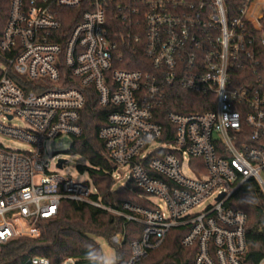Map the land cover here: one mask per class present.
I'll return each mask as SVG.
<instances>
[{
	"label": "built area",
	"instance_id": "2783aa9c",
	"mask_svg": "<svg viewBox=\"0 0 264 264\" xmlns=\"http://www.w3.org/2000/svg\"><path fill=\"white\" fill-rule=\"evenodd\" d=\"M7 4L5 11L0 0V137L32 148L0 139V250L16 238L37 239L40 221L54 217L66 199L122 217V230L109 240L116 248L126 224L142 226L127 264H141L180 227L181 245L195 248L193 264H244L248 215L228 202L251 179L264 194V0H242L232 17L224 0ZM65 9H82L66 37L62 18L72 15ZM136 47L146 61L123 67L134 62L127 54ZM89 88L112 108L98 130L111 162L106 172L115 181L128 170L121 187L136 185L145 204L106 203L88 169L82 180L51 169L45 142L83 134ZM174 88L205 96L209 109L167 111L175 128L166 133L160 109ZM30 261L52 264L41 255ZM92 262L108 264L77 256L59 264Z\"/></svg>",
	"mask_w": 264,
	"mask_h": 264
},
{
	"label": "trees",
	"instance_id": "16d2710c",
	"mask_svg": "<svg viewBox=\"0 0 264 264\" xmlns=\"http://www.w3.org/2000/svg\"><path fill=\"white\" fill-rule=\"evenodd\" d=\"M224 2L230 17L238 15L242 0H224ZM2 3L6 11L8 0H2ZM62 12L70 17L72 15L71 19L62 18V30L66 37L80 18L82 9H65ZM127 56L134 62L122 64L125 68H141L139 62L146 61L140 47L128 51ZM161 107L159 122L164 126L166 133H172L175 128L164 118L167 111L177 110V112L189 113L209 109L205 96L182 88H174ZM111 110V107L99 104L93 88L86 91V103L80 119L83 134L73 137L71 151L80 153L89 161L90 175L106 203L114 206L123 201L145 204L138 196L141 191L136 185L129 182L124 188L113 189L114 179L106 172L111 169V162L104 142L98 136V130L107 122L106 119ZM170 138L172 137L164 139ZM228 204L247 213L248 252L244 264H258L264 258V194L259 184L254 179L247 181L231 197ZM122 224L123 219L118 215L64 199L54 217L40 221L41 235L37 239L20 237L2 245L0 264H27L31 257L36 255L49 258L52 264H59L64 258L70 256L98 259L102 257V250L95 237H102L109 241L114 233L122 230ZM185 233L186 229L181 227L170 230L163 243L151 250L141 264H193L195 248H186L180 243ZM141 235V225L126 224L124 244L117 248V256L112 264H127L131 255V243Z\"/></svg>",
	"mask_w": 264,
	"mask_h": 264
},
{
	"label": "rangeland",
	"instance_id": "374dc122",
	"mask_svg": "<svg viewBox=\"0 0 264 264\" xmlns=\"http://www.w3.org/2000/svg\"><path fill=\"white\" fill-rule=\"evenodd\" d=\"M13 123H17L19 125L24 126L25 123L21 119H15L12 121ZM0 139L7 145L16 148V149H26L29 150L32 148V146L26 142L14 140L11 141L9 138L0 137ZM73 144V137H70L68 135H64L61 137H56L55 139H51L47 142H45V156L51 157V169L57 170L61 173H70L73 174V176H76L78 179L82 180L84 179V175H82L81 170L82 169H88L91 165L89 161L80 153L72 152L71 147ZM55 157V158H54ZM58 158H63L66 160L65 166L63 169H58L56 166ZM189 167V160L185 161L184 169L187 173L193 174L191 170L188 169ZM129 171L127 170L126 173L123 174V176L119 177L117 180L114 181L113 189L120 188L123 184L128 182V174ZM89 177V175H87ZM153 201L158 202L157 198H152ZM214 202V197L206 199L200 208L207 206L208 204H211ZM200 208H196L195 211L199 210ZM95 240L98 242L99 246L102 250V257H104V260L108 264H112L114 259L117 256V248L113 244H111L110 241H108L105 238L102 237H95Z\"/></svg>",
	"mask_w": 264,
	"mask_h": 264
},
{
	"label": "water",
	"instance_id": "95a60500",
	"mask_svg": "<svg viewBox=\"0 0 264 264\" xmlns=\"http://www.w3.org/2000/svg\"><path fill=\"white\" fill-rule=\"evenodd\" d=\"M65 161H66L65 159L60 158V159H59V166H62V163L65 162ZM27 264H31V261L29 260V261L27 262ZM83 264H97V262L83 263Z\"/></svg>",
	"mask_w": 264,
	"mask_h": 264
}]
</instances>
